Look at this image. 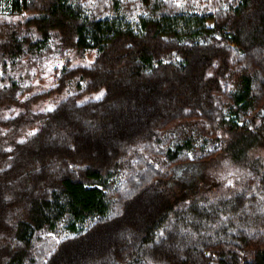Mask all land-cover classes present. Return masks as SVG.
<instances>
[{
	"label": "trees",
	"instance_id": "trees-1",
	"mask_svg": "<svg viewBox=\"0 0 264 264\" xmlns=\"http://www.w3.org/2000/svg\"><path fill=\"white\" fill-rule=\"evenodd\" d=\"M263 148L264 0L0 7V264H264Z\"/></svg>",
	"mask_w": 264,
	"mask_h": 264
},
{
	"label": "rangeland",
	"instance_id": "rangeland-1",
	"mask_svg": "<svg viewBox=\"0 0 264 264\" xmlns=\"http://www.w3.org/2000/svg\"><path fill=\"white\" fill-rule=\"evenodd\" d=\"M9 2H10V0H0V7L2 6L3 8L8 9L9 8ZM58 95H60V97H64V94H60V93L54 94V96H58ZM45 108H47V106ZM254 156L256 158L259 157L261 162L264 163V148L261 149L260 152L255 153ZM182 172H188V170L178 171V175L180 177H183ZM229 180H231V179H227V181H225V182H229ZM243 212H244V214L251 216V220H253V215L256 216V215H261V213H264V192L257 195L255 202H250L249 204H247L245 206Z\"/></svg>",
	"mask_w": 264,
	"mask_h": 264
},
{
	"label": "snow or ice",
	"instance_id": "snow-or-ice-1",
	"mask_svg": "<svg viewBox=\"0 0 264 264\" xmlns=\"http://www.w3.org/2000/svg\"><path fill=\"white\" fill-rule=\"evenodd\" d=\"M99 98V97H98Z\"/></svg>",
	"mask_w": 264,
	"mask_h": 264
}]
</instances>
